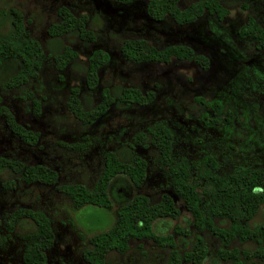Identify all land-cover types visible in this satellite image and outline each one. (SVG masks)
Here are the masks:
<instances>
[{"label": "rangeland", "instance_id": "374dc122", "mask_svg": "<svg viewBox=\"0 0 264 264\" xmlns=\"http://www.w3.org/2000/svg\"><path fill=\"white\" fill-rule=\"evenodd\" d=\"M191 0H178L184 6ZM228 8L227 15L216 20L213 15H200L194 21L176 24L169 17L159 20L144 14V1L131 0L119 3L114 0H0V8L8 5L23 13L24 34L31 35L42 45L47 39L46 25L57 19L55 8L63 4L73 14L84 12L95 14L101 23H93V41L69 35L64 42L77 53L75 65L56 68L47 55L41 57L40 68L32 79L31 87L39 99V113L30 109L28 99H17L12 90L0 92V99L23 128L37 133V142L27 145L7 131L0 117V156L17 158L25 162L44 163L58 173L57 182H81L90 186L97 177L100 154L104 148H112L136 127L153 118L165 119L175 130L173 152L176 157L193 156L197 151H208L219 163L220 170H231L239 165L264 166V54L253 48L248 37H239L235 30L250 13L264 28V7L259 0H221ZM246 3L245 9L240 6ZM142 36L156 46L184 42L194 51L208 57L204 70L190 61L171 58L169 62H125L118 53L121 38ZM95 48L108 54L107 62L98 70V84L88 90L83 82L81 63ZM119 82L132 85L141 92L152 90L154 99L142 106L115 102L108 111L93 123H82L65 108L68 89L78 88L80 94L90 97L91 103L99 99L102 85ZM193 94L205 98H218L229 103L235 113L234 126L243 131L237 137L233 125L220 123L213 127L203 125L194 115L197 108L192 102ZM85 101H87L86 97ZM82 97V96H81ZM84 134H91L98 141L81 155L59 146L57 140L72 142ZM109 137V139H108ZM137 154L147 161L145 179L139 192L155 200L160 191H168V181L162 176L157 161L146 155L139 146ZM80 155V156H79ZM12 178L11 187L0 186V216L15 205L42 206L51 213L55 239L53 247L46 251L47 264H88L78 253L86 236L107 229L113 221L110 210L92 204L71 209L65 195L50 186L40 183L26 184L8 170L0 175V181ZM203 202V198L200 199ZM189 215L183 209L176 218H157L152 222L155 233H170L174 236L179 252L191 247L190 236L176 235L172 226L178 224L188 235L194 230L188 224ZM264 220V203L259 207L250 224ZM30 227L29 220H21L19 230ZM75 230L84 234L77 238ZM208 253L202 264H231L228 258H214V249L219 245L217 238L208 232L199 233ZM180 239L187 240L182 245ZM193 239V238H191ZM130 241L127 252L117 258L113 251L107 257L113 260L136 264L142 260L152 263L163 261L168 248L159 247L151 240H141L144 252L141 255ZM250 249V241H230L228 247ZM18 240H10L0 247V264H22L19 260ZM184 247V248H183ZM180 264H189L181 261Z\"/></svg>", "mask_w": 264, "mask_h": 264}, {"label": "trees", "instance_id": "16d2710c", "mask_svg": "<svg viewBox=\"0 0 264 264\" xmlns=\"http://www.w3.org/2000/svg\"><path fill=\"white\" fill-rule=\"evenodd\" d=\"M114 1L125 4L131 0ZM143 1L144 14L148 18L159 20L167 16L176 24L192 22L200 15H213L216 20H221L228 13V8L219 0H191L181 7L178 0ZM240 6L245 9L247 5L241 2ZM95 13L73 14L69 7L58 5L55 8L57 19L46 25L47 39L42 45L33 36L24 34L27 19L20 10L9 5L0 8V92L12 90L15 98L28 99L31 111L39 113L40 102L33 93L31 82L40 68L41 57L47 55L58 69L79 63L76 51L64 42V38L72 35L93 41V23L98 22V26L101 23ZM235 33L239 37L250 38L253 48L264 54V28L250 13L245 14ZM118 53L125 62L167 63L175 58L190 60L204 70L208 67V57L184 42L156 46L142 36H132L120 39ZM108 57L106 51L95 48L79 64L86 89L98 84V70ZM154 95L152 90L141 92L132 85L113 82L102 85L98 101L91 103L89 96L87 99L77 87L71 86L64 106L74 118L90 124L115 102L142 106L151 102ZM192 102L197 108L194 115L203 125L213 127L224 122L240 132L236 133L237 137L243 136V131L233 124L235 113L229 103L218 98H205L201 94H193ZM0 117L7 131L21 142L27 145L37 142L36 131L19 125L1 99ZM175 139V130L165 119L153 118L144 122L114 147L104 148L97 177L90 186L81 182H57V171L47 164L4 156H0V175L8 170L26 184L50 186L67 197L73 210L84 204L110 210L115 203L111 225L86 236L78 248L80 258L88 264H128L126 259L123 262L108 258L107 253L113 251L117 258L123 256L130 247V241H135L134 248L143 255L141 240H151L159 247L168 248L165 259L156 264H180L181 261L202 264V258L208 251L199 234L201 231L208 232L219 241L214 249V258H228L231 264H264V220L250 224V219L264 203V166L239 165L235 169L220 170L218 160L206 150L197 151L191 157H176L173 152ZM97 141L96 136L84 134L80 140H57V143L81 155ZM135 146L157 161L162 168V176L168 181V191H160L155 200L139 192L145 179L147 161L136 153ZM9 182H13L11 177L0 181V186L11 187ZM180 209L188 213L187 225L194 232L188 235L178 224L172 226L176 235L193 238H190L191 247L179 252L174 236L155 233L152 222L157 218H176ZM21 220H29L30 227L19 230ZM52 222L51 213L40 205H15L0 216V247L17 239L22 264H47L46 251L53 247L55 239ZM75 232L77 238L84 237L81 231ZM233 239L240 243L250 241L253 246L250 249L228 247ZM180 240L184 242L182 245H186L187 240ZM136 264L155 263L142 260Z\"/></svg>", "mask_w": 264, "mask_h": 264}, {"label": "crops", "instance_id": "0c3cea01", "mask_svg": "<svg viewBox=\"0 0 264 264\" xmlns=\"http://www.w3.org/2000/svg\"><path fill=\"white\" fill-rule=\"evenodd\" d=\"M219 1H220V3H221L222 5H224L223 2H222L221 0H219ZM260 2H262L261 5L263 6L264 0H259L258 3H260ZM228 11H229V10H228ZM226 15H227V14H226ZM226 15H225V16H226ZM225 16H224V17H225ZM224 17H223V18H224ZM223 18H222V19H223ZM243 21H244V20H242L239 24H241ZM239 24H238V25H239Z\"/></svg>", "mask_w": 264, "mask_h": 264}]
</instances>
